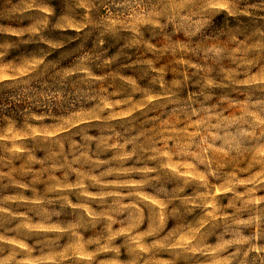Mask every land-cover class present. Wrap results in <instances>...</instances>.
Masks as SVG:
<instances>
[{
	"label": "clouds",
	"instance_id": "1",
	"mask_svg": "<svg viewBox=\"0 0 264 264\" xmlns=\"http://www.w3.org/2000/svg\"><path fill=\"white\" fill-rule=\"evenodd\" d=\"M0 264H264V0H0Z\"/></svg>",
	"mask_w": 264,
	"mask_h": 264
}]
</instances>
